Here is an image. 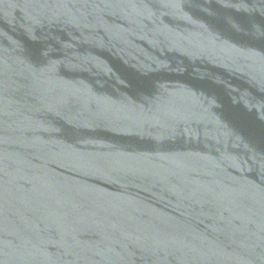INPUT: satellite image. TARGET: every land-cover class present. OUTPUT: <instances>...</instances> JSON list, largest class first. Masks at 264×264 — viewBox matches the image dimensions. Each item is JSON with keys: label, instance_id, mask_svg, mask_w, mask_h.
<instances>
[{"label": "water", "instance_id": "obj_1", "mask_svg": "<svg viewBox=\"0 0 264 264\" xmlns=\"http://www.w3.org/2000/svg\"><path fill=\"white\" fill-rule=\"evenodd\" d=\"M0 264H264V0H0Z\"/></svg>", "mask_w": 264, "mask_h": 264}]
</instances>
